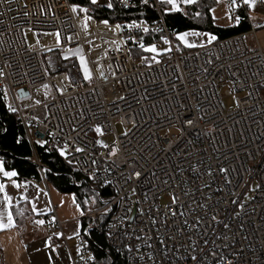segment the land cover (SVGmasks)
Instances as JSON below:
<instances>
[{
  "label": "built area",
  "instance_id": "obj_1",
  "mask_svg": "<svg viewBox=\"0 0 264 264\" xmlns=\"http://www.w3.org/2000/svg\"><path fill=\"white\" fill-rule=\"evenodd\" d=\"M118 4L128 13L151 6L153 19L136 20L162 31L94 36L100 21L92 18L86 34L85 14L72 13L70 0H0V96L7 111L33 148L37 141L57 150L67 145L65 161L93 182L101 200L85 214L87 229L74 246L55 212L46 220L50 236L61 234L72 264H99L92 232L126 264H194L193 255L195 264H264V50L238 34L180 51L159 0ZM57 31L59 46L45 35ZM27 33L51 43L30 48ZM148 35H159L151 43L158 49H171L160 52L159 63L127 39ZM111 40H123L120 51L105 43ZM76 46L92 69L91 86L76 59L62 58L63 49ZM45 84L51 98L37 103L32 95ZM222 87L235 97L234 110L224 107ZM20 90L30 95L20 97ZM118 123L127 134L119 135ZM104 189L110 198L103 199Z\"/></svg>",
  "mask_w": 264,
  "mask_h": 264
},
{
  "label": "trees",
  "instance_id": "obj_2",
  "mask_svg": "<svg viewBox=\"0 0 264 264\" xmlns=\"http://www.w3.org/2000/svg\"><path fill=\"white\" fill-rule=\"evenodd\" d=\"M240 0H237L239 2ZM71 3L89 9L87 15L96 21L107 19L109 23L126 24L133 19L155 17V11L151 6L143 11L132 13L125 12L120 8L118 0H111V9L92 5L90 0H70ZM217 0H198L197 3L186 6L181 12L165 13L166 24L170 30L175 32L201 31L214 34L218 39H224L243 33L249 29L248 15L241 7L235 9L234 14L241 17L237 28H222L213 21L212 10L217 5ZM200 13L199 16L196 14ZM159 35H148L144 38L145 45L157 40ZM178 42V41H177ZM185 48L181 47L180 51ZM136 57L140 51H134ZM0 161L6 170H14L18 173L20 180L34 179L42 182L45 178L48 183L64 194H73L77 204L80 205L84 215L92 209L99 207L100 198L95 197L96 192L91 189L92 183L89 178L83 177L75 168L67 164L64 156L51 142L36 145L32 148L26 138L24 129L13 114H10L0 96ZM103 199L110 198V189L101 190ZM95 199V202H93ZM87 200V203L85 201ZM81 230L85 232L88 226L86 218L81 220ZM92 240V251L99 264H126L123 256L118 255L107 248L106 240L96 232L90 235Z\"/></svg>",
  "mask_w": 264,
  "mask_h": 264
},
{
  "label": "crops",
  "instance_id": "obj_3",
  "mask_svg": "<svg viewBox=\"0 0 264 264\" xmlns=\"http://www.w3.org/2000/svg\"><path fill=\"white\" fill-rule=\"evenodd\" d=\"M108 2L109 0H99L97 5L107 7ZM224 3L226 6L224 10L219 8V2L212 10L216 25L222 28H237L240 23L236 25L235 17L237 15L234 12H229L230 0H224ZM186 6L189 5H180L181 9ZM163 7L165 9L170 6L163 5ZM229 13L232 19L223 24V16L228 17ZM246 13L249 29L241 34L246 35V39L252 47H260L264 50V3H258L255 9H249ZM253 30H255L254 34ZM188 39L197 46L208 43L205 36L189 37ZM182 47L186 48L184 45ZM31 147L33 148V146ZM13 179L22 186L16 188L7 178L0 175V183L6 186L5 192L13 198V212L15 213L16 208H20L23 209V215L15 216V227L0 230V264H72L62 237L50 236L46 226V220L51 217L52 213L57 214L53 200L48 193V181L45 178L42 182L34 179L20 180L18 176ZM3 196L4 193H0V201ZM21 196L27 197V199H21ZM33 204L37 209L35 212L32 210ZM38 220H42L43 224H37ZM81 220L82 218L64 222L66 236L73 246L76 243V236L81 231Z\"/></svg>",
  "mask_w": 264,
  "mask_h": 264
},
{
  "label": "snow or ice",
  "instance_id": "obj_4",
  "mask_svg": "<svg viewBox=\"0 0 264 264\" xmlns=\"http://www.w3.org/2000/svg\"><path fill=\"white\" fill-rule=\"evenodd\" d=\"M120 2L122 3V5L124 7H128V0H120ZM217 2H219V0H217ZM90 3L92 5H97L98 4V0H90ZM159 3L162 5H169L170 7H166L164 9L165 13H175V12H181L182 9L180 7L181 4L183 5H191V4H195L197 3V0H159ZM258 3H264V0H240V3H237V0H230L229 3V12H234L235 9L239 8L242 5L247 6L248 9L252 10L255 9L256 5ZM140 4L142 5H148L149 4V0H140ZM71 7V11L74 14L79 13H87L89 11L88 8L86 7H82L76 4H73L70 6ZM107 7L109 9H111L113 7V4L111 2V0H109V2L107 3ZM50 10V8H49ZM41 12L44 11L43 8L40 9ZM25 15H27V13H25ZM197 16L200 15V13L196 14ZM229 20L232 19V16L229 15L228 16ZM92 20V17L89 15H84L83 18L80 20V25L82 30L88 34V29H89V22ZM215 20V16L213 15V21ZM241 17L240 16H236L235 17V24L238 25L240 23ZM100 23L102 25H104L105 27L109 28V30L111 31H118V32H123V30L125 28H127L128 30H135L137 32H143V33H149L150 31L152 32H161L162 29L159 27H155L152 28L151 30L148 27V24L145 20H139L137 21L136 19L131 20L130 23H126V24H120L117 23L114 26H109V21L107 19L101 20ZM175 35L176 40L184 45L185 47L188 48H192L197 46L196 44L190 42V40L188 39L189 37H197V36H205L207 38V42L209 44H211L213 41L217 40V37L214 34L211 33H201V32H197V31H183V32H174L173 33ZM45 35H53L55 37V43L57 46H59L61 44V37H60V33L59 31L55 32V33H45ZM68 40H71L72 37H67ZM128 40H132L134 43L138 44V46L145 52H150L153 53L152 56V60L155 61L156 63H159V60H157V56L160 54L161 51H171L170 48H166V49H158V47L155 44H149V45H145V43L143 42L144 38L143 36L139 37L138 40H136L134 37L132 36H128L127 37ZM161 40H163L164 44H169L170 41L167 39V37L165 36H161L160 37ZM105 43H110L111 45L114 46V49L116 51H120V45L123 43V40L121 41H117V40H111V41H105ZM201 47H203V44L199 45ZM52 49H48V51H51ZM105 55H107V50H105ZM61 55L63 56L64 60H68L70 57H75L76 60L79 61V70L83 73V79L86 81H91L92 80V69L89 68L88 66V61L84 55V50L82 48H80L79 46H77L76 48H65L62 50ZM143 62V61H142ZM109 67H111V65H109ZM97 71L99 72L100 76H104V71L101 67H97ZM0 75H3V72L0 71ZM43 87L45 88V90L48 89V85L45 84L43 85ZM120 99H123V97H120ZM37 103H39V101H37ZM8 110L14 112L15 109L11 107V105L8 106ZM189 124L192 123L191 120L188 121ZM94 131L97 134L103 135L102 129L99 125H97L94 128ZM38 144L43 145L45 143V141H37ZM97 144H99L101 147L107 148L108 145L106 143H104L103 140H97L96 141ZM66 148L67 145H65L64 148H60L58 149L59 153L61 156H65L66 155ZM75 151L77 152H81L83 151V149L81 148H76ZM116 152V149H113L112 154L114 155ZM93 163H95V161H93ZM221 171H224L223 169H221ZM0 175H2L3 177L7 178L10 183L15 186L16 188H20L22 185L17 183L15 179H13L14 177H16L18 175V173L14 170H5L3 162L0 161ZM137 176H139V173H136ZM107 183V182H106ZM5 184L0 183V193H4L3 199L2 201H0V230H6V229H11L13 227L16 226V221H15V216H22L23 215V209L20 208H16L15 209V213L13 212V203H12V197H10L9 195H7V193L5 192ZM99 194H95V197L98 198ZM21 199H27V197L21 196ZM73 204H76L77 209L80 208V205L76 203V199L73 196ZM95 202V199L94 201ZM175 202V201H173ZM17 203H19V201H17ZM85 203H87V200L85 201ZM32 210L35 212L37 211L35 205L33 204L32 206ZM81 215H83V213H80ZM213 219H215V217H213ZM37 224H43L42 220H38L36 221ZM225 227H227V225H225ZM57 236H60V233L56 234ZM55 250V249H53ZM77 251H79V249H77ZM89 260H93L94 258L89 255L88 257ZM192 261L195 262L197 261V256L193 255L191 256ZM229 264H231V262H229Z\"/></svg>",
  "mask_w": 264,
  "mask_h": 264
},
{
  "label": "rangeland",
  "instance_id": "obj_5",
  "mask_svg": "<svg viewBox=\"0 0 264 264\" xmlns=\"http://www.w3.org/2000/svg\"><path fill=\"white\" fill-rule=\"evenodd\" d=\"M98 2H99V0H98ZM219 8L223 9V10L226 8L224 0H219ZM84 14L85 13H80L81 16H83ZM85 15H87V13ZM229 15H230V13H229ZM227 22H229V18L223 16V24H226ZM92 28H93V26H92ZM26 38H27V41H28L30 48H34V47H38V46L40 47L42 44L48 45L49 43H51V41L44 40L43 37H39L34 33H27ZM76 47H73V48H76ZM181 47H182V44H180L178 42V48L181 49ZM84 55H85V53H84ZM85 57L87 59L86 55H85ZM62 58H63V56H62ZM70 58L76 59L75 57H70ZM87 61H88V59H87ZM78 65H79V61H78ZM88 66H89V64H88ZM89 68H90V66H89ZM82 75H83V73H82ZM94 82H95V79H94L93 73H92V80L86 81V84L88 86H91L94 84ZM51 95H52V92L49 88L47 90H45V88H42L40 93H34L32 96L36 101H44V100H49L51 98L50 97ZM220 95H221V100H222L224 107L227 110H234L236 107L235 97L225 96V88L224 87H222L220 89ZM171 130H172V132H177L176 129H171ZM116 131L119 133L120 136H122V135L127 134L128 129L123 127V125L121 123H118V124H116ZM111 141H112L111 138L107 140V142H111ZM47 186H48V191H49L48 193L50 194V196L53 200L54 208L56 209L57 214H58V216L62 222H65L68 220H74V219H81L85 216L81 207L79 209H77L76 204H73V202H72L73 196H74L73 194L61 193L56 189V187L54 185H52L50 183ZM81 212L83 213V215L80 214ZM70 243L72 245L71 241H70Z\"/></svg>",
  "mask_w": 264,
  "mask_h": 264
},
{
  "label": "bare ground",
  "instance_id": "obj_6",
  "mask_svg": "<svg viewBox=\"0 0 264 264\" xmlns=\"http://www.w3.org/2000/svg\"><path fill=\"white\" fill-rule=\"evenodd\" d=\"M83 17L80 18V20L82 19ZM109 28L105 27L104 25L100 24V25H94L93 28H92V32L94 34V36H101V35H104L103 32L105 31H108ZM95 57V56H94Z\"/></svg>",
  "mask_w": 264,
  "mask_h": 264
},
{
  "label": "water",
  "instance_id": "obj_7",
  "mask_svg": "<svg viewBox=\"0 0 264 264\" xmlns=\"http://www.w3.org/2000/svg\"><path fill=\"white\" fill-rule=\"evenodd\" d=\"M19 95H20V97H23L24 98V97H28L30 94L26 90H20L19 91Z\"/></svg>",
  "mask_w": 264,
  "mask_h": 264
}]
</instances>
